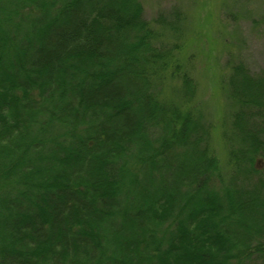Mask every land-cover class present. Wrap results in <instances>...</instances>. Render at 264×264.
<instances>
[{"label": "trees", "instance_id": "16d2710c", "mask_svg": "<svg viewBox=\"0 0 264 264\" xmlns=\"http://www.w3.org/2000/svg\"><path fill=\"white\" fill-rule=\"evenodd\" d=\"M157 35L139 0H0V264H264V73L232 69L217 188Z\"/></svg>", "mask_w": 264, "mask_h": 264}, {"label": "rangeland", "instance_id": "374dc122", "mask_svg": "<svg viewBox=\"0 0 264 264\" xmlns=\"http://www.w3.org/2000/svg\"><path fill=\"white\" fill-rule=\"evenodd\" d=\"M139 1L158 32V44L174 47L173 62L162 70L154 90L167 105L177 102L189 109L209 131L224 180L215 183L220 188L231 175L229 142L238 144L232 119L238 104L229 97L228 80L240 63L252 75L264 73V0ZM185 74L193 85L187 94L182 90ZM258 164L264 172V160Z\"/></svg>", "mask_w": 264, "mask_h": 264}]
</instances>
